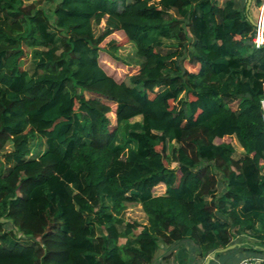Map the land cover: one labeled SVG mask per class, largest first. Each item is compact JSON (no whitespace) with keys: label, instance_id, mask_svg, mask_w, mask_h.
Listing matches in <instances>:
<instances>
[{"label":"trees","instance_id":"obj_1","mask_svg":"<svg viewBox=\"0 0 264 264\" xmlns=\"http://www.w3.org/2000/svg\"><path fill=\"white\" fill-rule=\"evenodd\" d=\"M115 32L141 62L127 83L99 61ZM254 35L232 0H0V264H154L183 243L201 259L239 244L264 264ZM130 204L144 224L125 219Z\"/></svg>","mask_w":264,"mask_h":264},{"label":"rangeland","instance_id":"obj_2","mask_svg":"<svg viewBox=\"0 0 264 264\" xmlns=\"http://www.w3.org/2000/svg\"><path fill=\"white\" fill-rule=\"evenodd\" d=\"M37 5L38 7H42L45 10V12L48 14L53 9V5L46 3V2H41V3L39 2ZM104 22L105 20H103L100 25L94 26V33L97 37L101 36V34L104 31ZM116 44H117L118 50L115 55L116 59H114L110 56L109 49ZM164 46H165L163 49L164 52H167L172 48V44H169V43H165ZM99 47H100L99 61L103 69L109 76L113 77L118 82L127 83L128 78L134 75L140 69L141 62L135 56V48L131 43H128L126 41L124 34L122 32H115L111 35L104 37L103 40L100 42ZM25 51L26 53L24 57L20 60V68L29 70L30 73H33L35 71L30 62V54L27 50ZM108 118H109L110 125L114 126L115 117L110 114ZM223 141L227 143H231L234 146L235 148L234 157L235 158L241 155V149L239 148V146L237 145L234 139H231V140L224 139ZM39 142L41 143V141H38L33 144L34 148L31 152V157H38L40 154H42L44 147L43 146L39 147ZM174 147H177V145L174 144ZM7 151L9 150L7 149ZM5 157H6L5 155L1 156V161L4 163H6ZM172 167H174V165H172ZM125 219L128 222H137L139 224H144L146 222V217L144 213L142 212L141 207L137 204H130L127 206L126 211H125ZM119 243L123 244L124 240L121 239ZM160 246H163V245H160ZM168 249L171 251L170 248ZM190 249L192 250V248ZM159 252L160 251L158 250L155 255V259L158 257ZM168 252L169 251L166 250L165 254H168ZM194 255H195V252H192L191 253L192 258L189 261V263L191 264L197 263ZM231 257L233 256L232 255L229 256V258ZM235 262H236V259L235 257H233L232 263H235ZM169 264H172V262H170Z\"/></svg>","mask_w":264,"mask_h":264},{"label":"crops","instance_id":"obj_3","mask_svg":"<svg viewBox=\"0 0 264 264\" xmlns=\"http://www.w3.org/2000/svg\"><path fill=\"white\" fill-rule=\"evenodd\" d=\"M218 5L221 6L224 1L226 0H216ZM236 3V5L238 6V8H241L244 4H245V13L248 16V19H250L254 24H257L258 22V18H259V14H260V7H255L253 5L250 4L249 9L246 10V3L247 0H232ZM252 15V16H251ZM234 245H239V244H234ZM241 246H237V251L235 253V255H233V257H235L236 260H244V259H262V257H251L250 255H248L246 252L242 251V248H240ZM170 247L168 246H160L159 247V254L158 257L155 259L154 264H169L170 262H172V264H190L189 261L192 258L191 253L195 252V260L197 261V263L194 264H204L207 257L205 259H201L199 257V252L197 249L190 247L188 244L183 243L180 246L177 247L176 250H172L171 251L168 249ZM192 248V250L190 249ZM166 250H168V254L166 253ZM233 257L229 258V259H214L211 260L209 264H234L232 263Z\"/></svg>","mask_w":264,"mask_h":264},{"label":"built area","instance_id":"obj_4","mask_svg":"<svg viewBox=\"0 0 264 264\" xmlns=\"http://www.w3.org/2000/svg\"><path fill=\"white\" fill-rule=\"evenodd\" d=\"M255 48H260L264 45V0L260 7V14L258 22L255 27V35L252 39ZM238 264H263L262 259H244L238 262Z\"/></svg>","mask_w":264,"mask_h":264},{"label":"water","instance_id":"obj_5","mask_svg":"<svg viewBox=\"0 0 264 264\" xmlns=\"http://www.w3.org/2000/svg\"><path fill=\"white\" fill-rule=\"evenodd\" d=\"M250 4H251V0H247L246 10L249 9ZM248 20L254 27H256V24H254L250 19H248ZM237 246H239V245H230V246H228L226 248L215 250L214 252H212L211 254L208 255V257H207V259H206L204 264H209L211 260L215 259L217 254L226 253V252H228L230 250H233V249L237 248Z\"/></svg>","mask_w":264,"mask_h":264}]
</instances>
